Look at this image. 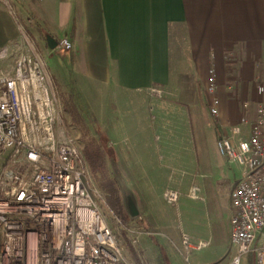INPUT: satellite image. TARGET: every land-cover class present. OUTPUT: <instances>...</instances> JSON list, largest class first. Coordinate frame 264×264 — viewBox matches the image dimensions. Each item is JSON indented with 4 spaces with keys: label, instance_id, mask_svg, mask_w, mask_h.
I'll use <instances>...</instances> for the list:
<instances>
[{
    "label": "crops",
    "instance_id": "crops-1",
    "mask_svg": "<svg viewBox=\"0 0 264 264\" xmlns=\"http://www.w3.org/2000/svg\"><path fill=\"white\" fill-rule=\"evenodd\" d=\"M12 6L15 14L0 3V67L14 64L21 54L44 59L49 46L43 44V36L58 41L57 50L70 56L72 68L110 94L107 115L98 113L102 135L97 136L103 143L99 153L111 149L114 168L134 182L131 197L156 206L165 201L166 190L181 192L180 200L171 204L178 212V225L172 222L170 240L184 259L171 264H231L236 254L230 240L231 192L241 169L236 165L237 179L223 182L227 192L221 199L223 187L216 181L224 167L208 153H219L218 140L241 123L244 101L264 102V94L258 92L259 85L264 86V0H14ZM63 39L71 42V50L60 46ZM6 49L8 55L2 59ZM213 68L220 100L217 115L210 111L207 93ZM48 72L54 79L49 68ZM154 102L163 114L159 125L144 113ZM184 112L198 120L199 145L206 154L202 164L211 174L201 173L200 161L192 164L178 150ZM154 140L167 156L158 167ZM4 165L2 161L0 173ZM191 166L198 168L193 174L196 182H189ZM202 178L208 182H198ZM140 182L159 184L140 187ZM193 185L201 187L205 201L189 196ZM184 234L193 244H211L189 253Z\"/></svg>",
    "mask_w": 264,
    "mask_h": 264
},
{
    "label": "built area",
    "instance_id": "built-area-1",
    "mask_svg": "<svg viewBox=\"0 0 264 264\" xmlns=\"http://www.w3.org/2000/svg\"><path fill=\"white\" fill-rule=\"evenodd\" d=\"M14 0H0L10 11ZM71 50L68 39L60 41ZM8 55L6 49L1 58ZM207 87L210 111L219 112L215 69ZM154 93L161 94L154 89ZM258 92L264 94V86ZM244 117L218 140V150L240 167L231 192V264L255 251L264 264V102H243ZM251 111L255 117H249ZM247 132V133H246ZM0 264H131L97 204L83 142L70 133L44 59L21 54L0 67ZM189 196L205 201L202 189ZM179 190L163 199L176 204ZM138 233V237L141 236ZM183 246L202 251L189 234Z\"/></svg>",
    "mask_w": 264,
    "mask_h": 264
},
{
    "label": "rangeland",
    "instance_id": "rangeland-1",
    "mask_svg": "<svg viewBox=\"0 0 264 264\" xmlns=\"http://www.w3.org/2000/svg\"><path fill=\"white\" fill-rule=\"evenodd\" d=\"M46 39V36H43V44L45 45L47 44ZM43 57L49 70L53 73L54 79L53 77L52 79L61 100L64 118L70 133L83 142L84 152L90 168L94 197L108 225L119 243L124 247L127 261L131 264H171L172 260L182 261L184 257L179 254L178 248H172V240H170L173 234L172 222L176 220L178 225L177 210L165 201L155 206V203L142 204L129 197L132 196L129 191L132 184L134 186V182H130L126 177L122 178L119 169L114 168L111 149L105 147L106 152L104 148L101 149V152L103 150L105 155L99 153V146L102 147L103 143L102 138L97 136L98 134L102 135V131L98 133V129L102 128L97 123L98 113L102 111L101 114L107 115L111 101L110 94L100 92L97 84L88 81L80 73V69L72 68L70 56L57 50V48L51 50L48 47L43 52ZM186 112L184 113L186 114ZM144 113L151 120H160V117L163 116V114H160V108L155 102L147 106ZM120 115L123 114L120 112ZM158 120L157 125H159ZM197 124L198 120L195 117L193 118L191 114H186L183 122L179 121V132L182 133L179 143L182 144V149L178 150L192 164L199 160L201 173L211 174L207 167L202 164L206 154L203 152L205 150H202L199 145ZM154 143L156 145L153 151L154 163L158 167L166 162L167 156L160 141L155 142L154 140ZM208 156L214 163L221 160L223 164V173L220 177H217L216 182H220L222 185L220 187H223L220 198H225L226 184L237 179L239 167L225 163L217 150H209ZM1 165L2 161H0V167ZM197 169L195 166H191V171L194 172H191L192 176L189 178V182H196L193 174L196 173ZM151 173L152 176L156 175V173ZM203 181L208 182V179H198V182ZM158 184L159 182H140V187L145 185L157 187ZM129 202L134 203L137 207L138 215L136 217L130 214ZM115 213L118 217H122L123 222L118 219ZM168 215L170 218L167 217ZM227 217L228 213L223 212V226L226 225ZM138 233L142 235L138 237ZM229 261H226V263ZM242 264H257L256 252L252 251L245 255Z\"/></svg>",
    "mask_w": 264,
    "mask_h": 264
},
{
    "label": "water",
    "instance_id": "water-1",
    "mask_svg": "<svg viewBox=\"0 0 264 264\" xmlns=\"http://www.w3.org/2000/svg\"><path fill=\"white\" fill-rule=\"evenodd\" d=\"M47 42H48V46L52 50L56 49L59 45L58 41H56L54 38H52L50 36L48 37ZM129 197H131V196H129ZM129 210H130V214L133 217H136L138 215V210H137V207L134 203L129 202Z\"/></svg>",
    "mask_w": 264,
    "mask_h": 264
},
{
    "label": "trees",
    "instance_id": "trees-1",
    "mask_svg": "<svg viewBox=\"0 0 264 264\" xmlns=\"http://www.w3.org/2000/svg\"><path fill=\"white\" fill-rule=\"evenodd\" d=\"M98 166V165H97ZM116 214V213H115ZM116 216H117V214H116ZM118 217V216H117ZM118 219H120V221H122V217H118ZM123 222V221H122Z\"/></svg>",
    "mask_w": 264,
    "mask_h": 264
}]
</instances>
